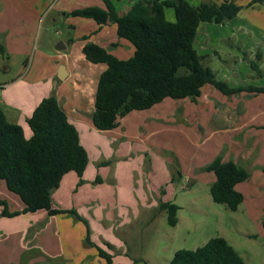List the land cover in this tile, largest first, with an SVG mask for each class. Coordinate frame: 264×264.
Returning <instances> with one entry per match:
<instances>
[{
	"label": "rangeland",
	"instance_id": "rangeland-1",
	"mask_svg": "<svg viewBox=\"0 0 264 264\" xmlns=\"http://www.w3.org/2000/svg\"><path fill=\"white\" fill-rule=\"evenodd\" d=\"M188 1L199 5L205 1L223 0ZM235 1L242 6L238 15L224 23L202 22L194 47L217 77L230 87H264V2L249 6L251 0ZM113 3L119 12L130 2L113 0ZM165 14L167 19L175 21L173 8L167 7ZM80 20L94 22L92 19ZM92 27L82 23L76 30H71L64 16H59L56 22L50 19L35 34L32 51L37 48L40 57L41 51H45V57H41L45 62L47 54L57 52L58 42L67 41L68 37L73 47L85 36L110 39V32L99 33ZM125 42L132 48L129 41ZM116 47L120 57L128 59L131 55L126 45ZM251 63L256 64L258 70ZM21 64L18 62L13 67ZM201 94L195 102L186 98H166L151 108L130 112L114 129L98 131L103 141L117 140L125 150L132 152L136 161L141 157L139 155L147 154L157 160L156 167L159 165L155 176L150 177L146 168H142L143 171L139 168L136 178L131 179L133 186L127 182L133 192L117 195L118 203L138 200L142 206L135 210L128 208L130 214L124 208V215L121 208L113 207L114 215L122 212L113 225L106 216L95 218L86 214L91 237L99 239L102 245L105 241L108 246L105 244L103 248L113 255L115 264H169L176 250L196 249L213 237H224L246 264H264V92L243 90L226 95L206 84ZM225 103L236 111L230 114L231 118L223 114L220 118L217 110L208 109L212 104ZM84 105H89L87 99ZM259 123L261 127L256 128ZM217 156L241 161L250 173L247 180L236 186L243 194V201L235 211L215 202L210 194L216 176L204 167ZM121 163L120 160L118 164ZM122 166L127 177V165ZM123 172L118 171L119 174ZM135 187L141 189L135 190ZM158 197H171L170 201L180 206L176 225L169 223ZM143 200L149 202L144 204ZM135 211L139 212L138 216H132ZM83 226L86 233L84 223ZM88 249L92 257H88L87 264H106L93 246Z\"/></svg>",
	"mask_w": 264,
	"mask_h": 264
},
{
	"label": "trees",
	"instance_id": "trees-1",
	"mask_svg": "<svg viewBox=\"0 0 264 264\" xmlns=\"http://www.w3.org/2000/svg\"><path fill=\"white\" fill-rule=\"evenodd\" d=\"M105 6L74 9L68 15L94 19L100 26L115 23L120 38L134 46L128 59H121L107 48L87 42L83 53L92 63L106 65L100 74L92 113L93 126L110 130L133 110L154 106L166 98L197 101L202 87L211 84L226 95L246 90L262 93L264 87L233 88L219 79L194 47L202 22L224 23L238 15L242 6L235 0L205 1L192 5L188 0H137L120 14L112 0ZM251 0L249 6L263 3ZM175 11V21L166 18L165 9ZM0 53L6 54L0 42ZM258 70L257 65L251 63ZM27 123L31 136L22 125L10 122L0 108V179L24 203L20 211H9L0 198L2 216H15L46 210L49 215L68 214L86 225V243L97 249L106 264H115L113 255L91 239L89 224L76 209H59L52 205V191L64 175L74 171L82 181L89 156L80 141L78 129L69 119L55 94L43 98ZM204 170L212 171V199L235 211L243 201L236 186L250 177L246 167L234 160L217 156ZM160 207L168 221L176 225L179 206L162 201ZM169 264H246L224 237H213L196 249H178Z\"/></svg>",
	"mask_w": 264,
	"mask_h": 264
},
{
	"label": "crops",
	"instance_id": "crops-1",
	"mask_svg": "<svg viewBox=\"0 0 264 264\" xmlns=\"http://www.w3.org/2000/svg\"><path fill=\"white\" fill-rule=\"evenodd\" d=\"M129 2L125 9L119 10L120 14L125 13L134 3L133 0ZM87 6L104 7L105 2L104 0H0V42L6 49V54L2 55L3 60L0 61L2 75L0 108L10 122L22 125L26 137H30L31 130L27 118L31 116L43 98L52 94L56 95L69 119L78 129L80 141L88 152L89 162L81 182L74 171L64 175L59 187L52 191V205L59 209H76L86 220L88 219L86 214L88 217L95 218L106 216L113 225L124 208H127L129 212L128 208L135 210L142 206L138 200L124 204L119 202V204L116 201L117 195L133 192L128 183L133 186L131 179L136 178L137 173L140 172L139 168L141 170L146 168V174L150 177L155 176L154 172L156 173L159 165L157 164L156 167L157 160L148 157L147 154L139 155L141 157L136 161L134 155H131L132 152L125 150L117 143V140L103 141L98 132L101 130L93 126L92 113L97 83L106 65L90 62L82 51L83 46L89 41L97 43L121 59L124 58L118 55L116 46L126 45L127 51H131L130 56L134 53V46L130 41L132 48L125 44L128 40L118 36L117 27L112 26L110 24L112 22L100 26L94 19L92 20L96 25L94 22H81L80 19L84 17L68 15L74 9ZM59 16L65 17V23L71 30H76L82 23H88L90 26L93 25V30L98 29L99 33L110 32V39L106 41L102 39L103 37L96 39L85 36L82 42L73 47L68 37L67 41L58 42L60 48L57 52L47 54V58H44L45 62H42L41 57H45V51H41V57L37 56V48L34 52L32 51L35 34L39 32L42 25L49 23L50 19L56 22ZM84 19L89 20L83 21H90L91 18ZM113 31H115L114 36ZM67 48H69L68 51ZM18 62H22L21 66L14 68L13 65H17ZM56 79L57 82L53 86ZM85 99L88 100V106L84 105ZM208 109L217 110L220 118L222 114L231 118L230 114L236 113L227 103L219 106L212 104ZM255 126L260 128L261 124ZM113 156L116 158L113 159ZM120 160L122 162L120 165H127V177L121 169L124 167L118 164ZM119 170L123 173L119 174ZM0 198L7 202L11 212L24 208L20 197L11 192L2 179H0ZM158 199L160 204L172 198L158 197ZM142 202L145 204L149 201ZM115 206L121 208L122 212L120 210L114 215L112 208ZM1 211L0 207V264H87L88 257H92L88 249L91 245L85 240L83 222L76 220L73 216L49 215L46 210L2 216ZM122 214L124 215V212ZM138 215L139 212H132V216ZM91 239L99 246L102 245L99 239H93V236ZM105 244L104 241L101 247H105ZM96 253L98 255L97 249Z\"/></svg>",
	"mask_w": 264,
	"mask_h": 264
},
{
	"label": "water",
	"instance_id": "water-1",
	"mask_svg": "<svg viewBox=\"0 0 264 264\" xmlns=\"http://www.w3.org/2000/svg\"><path fill=\"white\" fill-rule=\"evenodd\" d=\"M60 47L59 46H57V49H59ZM63 67V66H62ZM61 67V68H62ZM59 78H61V76H59ZM56 82H57V79L55 80V82H54V84H56Z\"/></svg>",
	"mask_w": 264,
	"mask_h": 264
}]
</instances>
